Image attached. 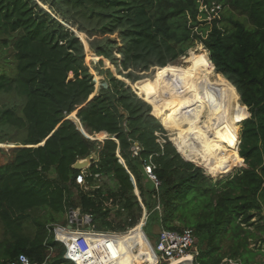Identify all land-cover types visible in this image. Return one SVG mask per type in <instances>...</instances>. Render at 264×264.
Returning <instances> with one entry per match:
<instances>
[{
	"label": "trees",
	"instance_id": "obj_1",
	"mask_svg": "<svg viewBox=\"0 0 264 264\" xmlns=\"http://www.w3.org/2000/svg\"><path fill=\"white\" fill-rule=\"evenodd\" d=\"M196 44L209 56L201 48L204 60L187 75L189 102L171 110L163 84L184 67L170 65ZM88 50L100 59L92 68ZM218 88L232 90L238 103L192 105ZM201 114L206 133L210 122L231 130L242 122L240 145L232 136L242 162L234 175L208 176L198 139L196 149L182 140L186 130L170 123L177 137H167L172 117L183 128ZM93 155L81 187L73 166ZM0 160V264L20 255L72 264L48 230L70 210L90 216L95 231L124 233L145 209L149 239L156 228L193 231L194 264H257L264 249V0H0ZM150 163L158 190L144 171Z\"/></svg>",
	"mask_w": 264,
	"mask_h": 264
},
{
	"label": "rangeland",
	"instance_id": "obj_2",
	"mask_svg": "<svg viewBox=\"0 0 264 264\" xmlns=\"http://www.w3.org/2000/svg\"><path fill=\"white\" fill-rule=\"evenodd\" d=\"M40 6H42V5L40 4ZM45 9L49 12L48 8H45ZM217 9H219V8H217ZM222 10H223V8H222ZM83 42L87 43L85 36H84ZM201 48H203L205 50V48L202 44H196L192 49H190L188 51V53L185 56H183L179 60V62L177 64L170 65V66L179 67V69L184 67V69H180L181 71H180V74L178 77L168 79L163 84L164 85L163 92L166 93V95H167L166 98H169V99L174 101L170 105L171 110L173 108L177 107V105L182 106V105H185L189 102L188 98L190 96L191 89L188 87V84H187V82L190 81V77H187V75L194 70V62L195 61H198L201 63L204 60L205 55L202 53ZM205 51L209 56L208 51L207 50H205ZM191 52H193L196 55V60H192V56L190 57L191 59L188 58L190 56ZM95 57L96 56L93 53H91L89 50L87 51L86 62L91 68H92L93 64H97L100 61L99 58L95 59ZM104 64H105V67H110V63L108 61L104 60ZM91 70L93 71V69H91ZM112 70L114 71V69H112ZM156 72L157 71H155L153 73L151 78H146V79H153ZM217 74L218 73H216V71H215V73L212 77L213 80L217 79ZM95 79L97 81V85H99L101 78H99L95 74ZM125 81L127 84H129L132 87V89L135 90L133 84H131L127 80H125ZM135 92H136V90H135ZM202 98H207V100L209 102H212L213 104L219 103L221 106V109H226L231 104H237L238 103V101L235 98L234 93L229 88H225V90H222V88H218L214 93H211L209 96H200V97H198L197 100L192 102V105H194L197 109L202 107L203 103L199 104V102H198V100H200ZM239 102H240V99H239ZM243 107H245V106H243ZM213 110H218V108L215 107V109H213ZM246 110H247V108H246ZM211 112H212V110H207L206 115L208 116ZM222 114L224 115V112ZM204 115L205 114H203V115L201 114L202 117L198 118V123L195 124V122H193V124H195V126H192V125L186 123L187 125L183 128H180L179 124H177L179 122V119L177 117H172V121L167 122V124H165V128L167 130L163 127L167 133V137L170 140H172L173 137L174 138L177 137L176 135H173L172 132L169 131V129H168V126L170 127V123H171V124H173V127L176 129L175 131H180L181 129L186 130L181 135L183 138L182 140L186 141V143H188L191 146V148L196 149L195 148L196 145H194V143H195V140L197 138H201V141L204 143L208 142L209 137H208V133H206V124H203V122L207 118H205ZM227 125L226 124L224 125V123H221V128H217V127L215 128L216 129L215 133H216L217 137L215 138L214 143L219 144L220 147L216 148L213 151H212V149L204 150L203 157H206V158H203L202 153L200 152L201 159L204 163V167L209 170V172L211 173L212 176L209 175L205 171L206 174L215 180H221V179H224L228 176L234 175L238 171V169L242 166L241 157L239 156V152H238L239 151V145H238V148L232 147V144H233L232 136H233L234 132H236V134H239V141H240V131H241V127H242V122L239 125V129L236 128V129L231 130V128H227ZM201 133H202V135L205 134L207 136H201ZM196 152H199V151L197 150V151H195V153ZM64 220H65V217L63 220L62 219L60 220V223L58 225L65 226L66 223L68 224L67 218H66V221H64ZM159 232H160V230L158 228H156L155 233L158 234ZM131 237L133 239H136L139 241L140 249H141L142 253H146V259H143L140 257V259H139L140 263L142 264V263H145V261H147L151 264L152 262H154L153 254L151 252L148 254V251L150 250L149 245L146 241V238L142 234V232L140 230H136L131 235ZM156 241H157L156 237L151 238V242L153 243V245L156 244ZM262 245L263 244H261V243H259V244L252 243L251 248H255V247L257 248L260 246L262 247ZM195 249H196V247H195ZM256 260H257V264H263L264 263V249L262 250V254H260L256 257ZM222 264H240V263H235V261L230 260V259H224Z\"/></svg>",
	"mask_w": 264,
	"mask_h": 264
},
{
	"label": "built area",
	"instance_id": "obj_3",
	"mask_svg": "<svg viewBox=\"0 0 264 264\" xmlns=\"http://www.w3.org/2000/svg\"><path fill=\"white\" fill-rule=\"evenodd\" d=\"M219 10L220 7L212 9L213 18L219 16ZM133 152L137 156L139 148L135 147ZM154 170L155 167L151 163L144 166L145 174L154 183L155 189L158 190L160 182L155 176ZM95 178H99V175H96ZM85 179L86 173L83 172L77 176L76 183L84 187L86 184ZM156 210H160V207L157 206ZM148 218L149 213L145 209L140 223L124 233L99 232L93 230L91 226L87 230L69 229L70 220L68 225H52L48 230L55 242L64 246L66 250L64 258L72 264H122L123 257L119 255V251L124 252V256L127 255V258H130L132 255L133 258L138 256L146 259V253H142L141 249L134 242L127 243L126 240L124 241V238L131 237L136 230H140L146 238L150 249L148 254L150 252L153 254L155 264H170L173 261H179L188 257H191L194 263L196 257H198V252L195 249L197 241L192 230H184L182 233H178L163 229L158 233L156 244L153 245L144 232V226ZM49 252H52V248H49ZM48 260L49 258L43 264H47ZM8 264L40 263L32 262L27 256L20 255ZM132 264H137V261L134 259ZM143 264L150 263L145 261Z\"/></svg>",
	"mask_w": 264,
	"mask_h": 264
},
{
	"label": "water",
	"instance_id": "obj_4",
	"mask_svg": "<svg viewBox=\"0 0 264 264\" xmlns=\"http://www.w3.org/2000/svg\"><path fill=\"white\" fill-rule=\"evenodd\" d=\"M77 35L79 36V34L77 33ZM80 38V36H79ZM82 40V39H81ZM83 41V40H82ZM215 67V66H214ZM137 94V93H136ZM138 95V94H137ZM139 96V95H138ZM140 98H142L141 96H139ZM147 102V101H146ZM153 115V113H152ZM73 116V115H72ZM72 116L70 118H72ZM154 116V115H153ZM74 117L76 118V113L74 114ZM249 117H251V115L249 114ZM81 131L87 136V134L84 132V130L81 129ZM99 140V139H97ZM101 141V140H99ZM172 142V141H171ZM173 143V142H172ZM240 141H239V145H240ZM139 145L136 143L135 147H138ZM3 148H15V147H11V146H2ZM176 148V147H175ZM177 150V149H176ZM179 153V152H178ZM180 154V153H179ZM181 155V154H180ZM95 155L85 159V160H80L78 161L74 166L73 169L79 172H82L86 169H88L91 166L92 160L95 159ZM187 161V160H186ZM191 162V161H188ZM193 163V162H191ZM195 164V163H193ZM69 220H70V225H68L69 229H80V230H87L90 228L91 224H92V218H90L89 216H84L80 213H76L74 210H70L69 211ZM177 264H194L193 260L192 261H182L179 262Z\"/></svg>",
	"mask_w": 264,
	"mask_h": 264
},
{
	"label": "bare ground",
	"instance_id": "obj_5",
	"mask_svg": "<svg viewBox=\"0 0 264 264\" xmlns=\"http://www.w3.org/2000/svg\"><path fill=\"white\" fill-rule=\"evenodd\" d=\"M216 124H217V122H215ZM216 127H215V125H214V123L213 122H210V124H209V128H208V137H209V142L211 143V144H215L214 143V140H215V138L217 137V135H216V133H215V131H216V129H215ZM218 128V127H217ZM133 243V242H132ZM134 244L135 245H137L139 248H140V243H139V241H134ZM131 245V244H130ZM119 253V255L121 256V257H123V262H122V264H132V262H133V260L135 259L136 261H137V264H141L140 263V257H138V256H135L134 258L132 257V255H131V257L129 258H127V255H125L124 256V252H122V251H119L118 252ZM130 254H131V251H130ZM128 259V260H127ZM182 261H192V258L191 257H188V258H184V259H182V260H179V261H173L171 264H177V263H179V262H182Z\"/></svg>",
	"mask_w": 264,
	"mask_h": 264
},
{
	"label": "crops",
	"instance_id": "obj_6",
	"mask_svg": "<svg viewBox=\"0 0 264 264\" xmlns=\"http://www.w3.org/2000/svg\"><path fill=\"white\" fill-rule=\"evenodd\" d=\"M205 136H207V135H205ZM97 139H99L98 137H97ZM198 139V142L200 143V145H201V149L203 150V152H204V150H209V149H212V151L213 150H215L218 146H220L219 144H211L210 142H209V140H208V142H206V143H204V142H202L201 141V138H197ZM99 140H101V139H99ZM206 158V157H205ZM87 170V169H86ZM86 170H84V171H82L81 173H86ZM132 181H133V183L135 184V180H134V178L132 177ZM86 189V191H88L90 188L89 187H87V188H85ZM160 211V210H159ZM74 212H76V213H80V211L79 210H77V211H74ZM81 214V213H80ZM84 216H88V215H84ZM66 218H67V220H68V224H69V212L67 213V216H66ZM142 219V218H141ZM141 219H140V221H141ZM148 221V220H147ZM140 223V222H139ZM138 223V224H139ZM147 223V222H146ZM67 223H66V225H68ZM55 225H58V224H55ZM52 226V225H51ZM60 226V225H59ZM50 227V226H49ZM145 227V226H144ZM145 232V231H144ZM148 237V236H147ZM149 238V237H148ZM157 238V237H156ZM127 241V243H132V242H134V241H138V240H136V239H133L132 237H126V238H124V241ZM150 241H151V239H149Z\"/></svg>",
	"mask_w": 264,
	"mask_h": 264
}]
</instances>
